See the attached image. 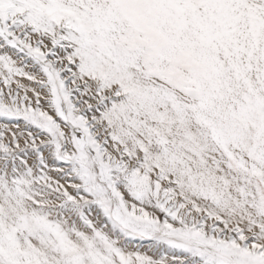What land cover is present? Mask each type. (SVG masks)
Returning <instances> with one entry per match:
<instances>
[{
	"label": "snow or ice",
	"instance_id": "1",
	"mask_svg": "<svg viewBox=\"0 0 264 264\" xmlns=\"http://www.w3.org/2000/svg\"><path fill=\"white\" fill-rule=\"evenodd\" d=\"M0 264H264V0H0Z\"/></svg>",
	"mask_w": 264,
	"mask_h": 264
}]
</instances>
